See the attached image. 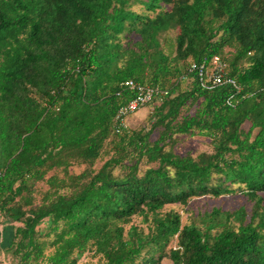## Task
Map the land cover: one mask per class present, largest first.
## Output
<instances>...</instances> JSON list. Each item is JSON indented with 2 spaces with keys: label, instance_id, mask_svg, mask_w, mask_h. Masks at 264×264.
Masks as SVG:
<instances>
[{
  "label": "trees",
  "instance_id": "16d2710c",
  "mask_svg": "<svg viewBox=\"0 0 264 264\" xmlns=\"http://www.w3.org/2000/svg\"><path fill=\"white\" fill-rule=\"evenodd\" d=\"M214 55L239 90H181L186 67ZM128 80L166 94L148 128L115 133ZM174 135L212 151L181 155ZM233 194L250 209L187 224L163 211ZM0 217L16 223L0 249L17 264H264V0H0Z\"/></svg>",
  "mask_w": 264,
  "mask_h": 264
},
{
  "label": "rangeland",
  "instance_id": "374dc122",
  "mask_svg": "<svg viewBox=\"0 0 264 264\" xmlns=\"http://www.w3.org/2000/svg\"><path fill=\"white\" fill-rule=\"evenodd\" d=\"M231 49L226 48L224 50L225 56H229V52ZM192 78L186 77L185 79H181L180 89L183 90L186 87V84L191 82ZM152 110V105H146L143 108L137 110L129 119H128V128L130 130H137L140 128H148L149 125V116ZM194 110V106L187 107V110L185 112L192 113ZM248 125L245 124L244 128H247ZM116 133V132H115ZM158 133L157 131H154L151 134V139L154 140L157 138ZM171 147L170 144H167L165 149H169ZM173 151L185 155L190 154L192 156H196L198 153L201 152H211L212 146L210 144V140L206 136H200V135H174V141L172 144ZM101 162L97 160L96 162V168L100 166ZM83 166H77L73 165L70 167L69 171L72 173H78L81 172ZM51 174V173H49ZM48 174V175H49ZM59 175H62V172L59 171ZM36 190L33 192L34 198L37 200L43 193V191L47 188V185L44 182H37L35 184ZM245 206L248 210L251 207V203L246 199L245 196L239 195V194H233V195H222L217 198L211 197V196H201L196 197L188 201L186 205H180L178 203L176 204H170L166 205L163 211L167 210H174L177 211L181 216V221L183 224H187L190 222V220L194 219L198 213H202L206 210H210L214 207H220L223 210H233L238 208L239 206ZM132 222L135 224H138L142 226L144 229L146 228L147 224L143 223L141 221L140 216H133ZM16 223H11L10 220H7L6 218L0 217V248L4 247L8 239L10 237V232L8 226ZM45 227V224H41L38 226L39 229H43ZM125 228H128V225L125 226ZM53 235L51 234L49 236V239H52ZM175 239H173L169 245L165 248V251L168 250L169 247L175 246ZM52 252V247H48L45 250L46 254H49ZM80 263L82 264H102L98 257L92 256L91 254L84 255L80 258ZM163 264H171L170 260L168 258H163L161 261ZM0 264H17L16 258L12 255L11 252L0 249Z\"/></svg>",
  "mask_w": 264,
  "mask_h": 264
},
{
  "label": "built area",
  "instance_id": "2783aa9c",
  "mask_svg": "<svg viewBox=\"0 0 264 264\" xmlns=\"http://www.w3.org/2000/svg\"><path fill=\"white\" fill-rule=\"evenodd\" d=\"M226 67V61L220 56L214 55L210 59L191 62L186 67L181 79L190 77L204 88L230 84L239 90L235 79L227 74ZM123 86L133 91V96L117 108L112 126V130L116 133L128 130V119L137 110L151 104L154 100H159L161 96L166 94V91L158 86L141 85L132 80L125 81ZM231 99L232 97L228 99V104L231 103Z\"/></svg>",
  "mask_w": 264,
  "mask_h": 264
}]
</instances>
